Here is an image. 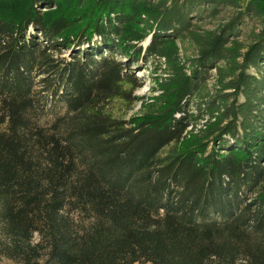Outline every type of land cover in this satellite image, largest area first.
<instances>
[{"label": "trees", "instance_id": "1", "mask_svg": "<svg viewBox=\"0 0 264 264\" xmlns=\"http://www.w3.org/2000/svg\"><path fill=\"white\" fill-rule=\"evenodd\" d=\"M5 2L0 264H264V0H19L8 17ZM189 34L190 75L170 47ZM162 58L148 117L126 119L145 84L131 64Z\"/></svg>", "mask_w": 264, "mask_h": 264}, {"label": "rangeland", "instance_id": "2", "mask_svg": "<svg viewBox=\"0 0 264 264\" xmlns=\"http://www.w3.org/2000/svg\"><path fill=\"white\" fill-rule=\"evenodd\" d=\"M61 0H58V3ZM19 0H6V2L2 5V16L8 17L12 16V14L16 11H19L18 7ZM246 1H244L245 3ZM61 6V5H60ZM59 7V9H61ZM56 6L50 8L51 10H55ZM43 12L49 10L46 8H42ZM238 9L228 8L222 10V12L215 17H208L203 19L195 18L193 31L195 33L206 35L209 32L217 31L224 23H226L232 16L237 13ZM261 28V22L257 18H249L246 19L244 25L242 27V36H240L239 41L247 44L253 37L254 33L259 31ZM31 33L34 32L31 28L29 30ZM152 33L149 32L148 36L140 43L143 46V49L149 44L151 40ZM96 38V37H95ZM98 39V38H97ZM87 45H85L86 47ZM172 49L177 48V60L179 65L183 68L184 73L190 75L192 70L188 64V59L195 54L198 53L199 45L197 44L196 39L192 35H186L174 43L170 45ZM70 51H63L64 56H69ZM122 62L126 61L124 56L119 57ZM225 62L222 63L224 65ZM130 71L139 78L143 80L145 83L143 87L135 89L132 91V102L128 105L123 112L125 118L128 120H132L133 122H138L140 120L146 119L147 115L145 111L147 106L154 99L153 97L159 95L161 93L160 90V82L161 80L168 78V76L172 73V63L167 61V59L162 58L154 59V60H140L139 63H132L130 66ZM213 74L212 78L208 81L206 89L203 91L204 93H213L215 91V86L217 85L216 71L212 70ZM130 107V108H129ZM193 110V109H192ZM194 111V110H193ZM148 117V116H147ZM206 119L196 122L195 124H190L188 128V132L185 140L182 143H178L175 145H169L165 148L162 154L170 153L171 151H178L181 149L182 145L186 144L189 139L193 137L198 131L205 127ZM173 149V150H172ZM264 191V190H262ZM257 194L253 193L250 195V201H254Z\"/></svg>", "mask_w": 264, "mask_h": 264}]
</instances>
